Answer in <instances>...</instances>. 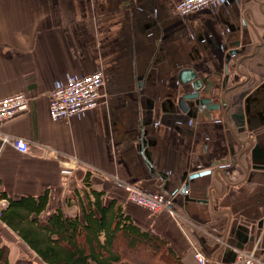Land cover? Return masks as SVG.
Returning a JSON list of instances; mask_svg holds the SVG:
<instances>
[{"label":"crops","instance_id":"crops-1","mask_svg":"<svg viewBox=\"0 0 264 264\" xmlns=\"http://www.w3.org/2000/svg\"><path fill=\"white\" fill-rule=\"evenodd\" d=\"M179 1L0 0V99L30 98L26 111L1 126L29 149L0 150V191L14 200L48 192L41 220L60 207L75 216L76 191L90 172L106 203L115 199L185 264H196L195 249L212 264H237L235 248L264 258V171L251 159L253 148H264V0H223L186 16L176 12ZM184 68L204 81L199 97L219 109L192 104L181 112L179 100L190 90L179 81ZM96 71L105 80L99 106L54 121L52 91ZM150 102L151 160L167 175L169 191L173 183L181 187L175 209L192 228L128 199L125 185L170 195L138 149ZM63 167H74L72 176H62ZM0 244L10 263L18 250L32 253L1 221Z\"/></svg>","mask_w":264,"mask_h":264},{"label":"trees","instance_id":"trees-1","mask_svg":"<svg viewBox=\"0 0 264 264\" xmlns=\"http://www.w3.org/2000/svg\"><path fill=\"white\" fill-rule=\"evenodd\" d=\"M78 213L67 216L62 208L41 220L48 192L14 200L0 191L7 205L0 221L10 228L42 264H185L168 243L151 234L126 214L115 199L106 203L104 191L85 177V188L76 191ZM66 204L71 206V199ZM0 264H10L9 251L0 244Z\"/></svg>","mask_w":264,"mask_h":264},{"label":"built area","instance_id":"built-area-1","mask_svg":"<svg viewBox=\"0 0 264 264\" xmlns=\"http://www.w3.org/2000/svg\"><path fill=\"white\" fill-rule=\"evenodd\" d=\"M223 0H182L176 3V12L186 16L192 12L218 5ZM104 74L96 71L83 76H70L67 83L58 85L51 93L49 113L54 121L67 120L78 113L95 109L99 106L101 90L104 86ZM30 98L23 93H18L0 99V150L5 146H11L19 153H26L29 142L17 136L6 134L1 126L29 108ZM201 108H205L202 106ZM75 164L77 160H74ZM78 163V162H77ZM74 173V167H63L61 175L70 177ZM130 202L148 209L152 213L167 211L173 217L180 215L175 209L176 197L161 192H149L135 185H125ZM3 203L6 201L3 200ZM5 207V206H4ZM3 207V208H4ZM177 214V216H176ZM181 219V217H178ZM218 242H223L218 239ZM237 254V264H264V258L256 257L253 253L244 252L243 249H234ZM200 264H207V259L197 253Z\"/></svg>","mask_w":264,"mask_h":264},{"label":"water","instance_id":"water-1","mask_svg":"<svg viewBox=\"0 0 264 264\" xmlns=\"http://www.w3.org/2000/svg\"><path fill=\"white\" fill-rule=\"evenodd\" d=\"M179 81L181 84L187 85L190 84V90L185 92V95L179 100V108L182 113L187 114L190 111V107L192 104L197 105L199 108L204 106L209 110H217L220 108L219 103H213L212 99L208 98H200L199 93L204 87V81L198 78V75L195 70L192 68H184L179 73ZM141 85V84H139ZM145 117L140 120V132H139V144L138 149L139 151L145 155L144 161L149 167L151 171V175L153 178H158L166 187L163 190L165 192H169L170 195L175 196L181 191V187H174L172 190L169 191V181L168 177L165 173L161 171H157L153 166V161L151 160L149 147L151 146L148 140L145 138V128L153 121V114H154V102L148 103L146 106ZM251 159H252V168L257 170L264 171V148H259L257 145L256 148L251 150ZM184 177L181 179L184 181ZM185 188H188V185H185ZM184 192V190H182ZM181 192V193H183ZM237 257V254L235 253Z\"/></svg>","mask_w":264,"mask_h":264},{"label":"rangeland","instance_id":"rangeland-1","mask_svg":"<svg viewBox=\"0 0 264 264\" xmlns=\"http://www.w3.org/2000/svg\"><path fill=\"white\" fill-rule=\"evenodd\" d=\"M193 123H194V121L193 120H190V124H193ZM246 153H248V151ZM173 184L170 187V189H173L174 188L175 184L174 185ZM0 207H3V206L0 205ZM176 216H177V214H176ZM179 216L181 217V223L184 226V228H187V227L188 228H192V227L195 226V223L192 222L185 215H181L180 214V215H178L175 218H178ZM217 238L218 239H222V237H217ZM217 238H216V242L219 243L218 240H217ZM18 249H20V248H18ZM18 251H19V253L16 255L17 257L12 258V261H11L10 264H18V263L20 264V263H23L22 261H24V260L30 261L31 264H42L32 253H30L28 251H25L24 252L23 249L22 250H18ZM197 253H200L201 255H203L208 260L207 261V264H212V261H211V257L210 256H207L204 253H202L201 251H198L197 249H195L194 250V254L192 255V257H193L194 262L196 264H200V262H198V259L196 257ZM19 260H21V262H19ZM136 261H137L138 264H143L144 259H136Z\"/></svg>","mask_w":264,"mask_h":264}]
</instances>
